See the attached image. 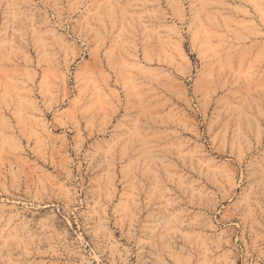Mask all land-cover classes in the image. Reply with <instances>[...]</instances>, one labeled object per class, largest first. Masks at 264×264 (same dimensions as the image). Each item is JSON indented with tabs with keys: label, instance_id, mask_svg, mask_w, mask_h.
<instances>
[{
	"label": "rangeland",
	"instance_id": "1",
	"mask_svg": "<svg viewBox=\"0 0 264 264\" xmlns=\"http://www.w3.org/2000/svg\"><path fill=\"white\" fill-rule=\"evenodd\" d=\"M0 264H264V0H0Z\"/></svg>",
	"mask_w": 264,
	"mask_h": 264
}]
</instances>
